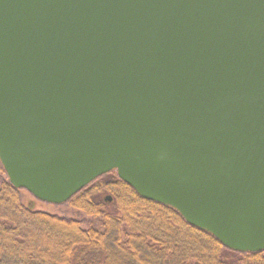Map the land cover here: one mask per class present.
<instances>
[{
    "label": "water",
    "instance_id": "water-1",
    "mask_svg": "<svg viewBox=\"0 0 264 264\" xmlns=\"http://www.w3.org/2000/svg\"><path fill=\"white\" fill-rule=\"evenodd\" d=\"M0 163L52 205L115 171L263 251L264 0H0Z\"/></svg>",
    "mask_w": 264,
    "mask_h": 264
},
{
    "label": "trees",
    "instance_id": "trees-1",
    "mask_svg": "<svg viewBox=\"0 0 264 264\" xmlns=\"http://www.w3.org/2000/svg\"><path fill=\"white\" fill-rule=\"evenodd\" d=\"M64 205L79 215L26 209L0 163V264H264V250L224 248L174 209L140 198L115 171Z\"/></svg>",
    "mask_w": 264,
    "mask_h": 264
},
{
    "label": "rangeland",
    "instance_id": "rangeland-1",
    "mask_svg": "<svg viewBox=\"0 0 264 264\" xmlns=\"http://www.w3.org/2000/svg\"><path fill=\"white\" fill-rule=\"evenodd\" d=\"M20 192V198L22 205L33 212H44L49 215H55L60 217H66V218H74L77 217L78 212L73 211L70 209V207H67L64 204L61 205H52V204H46L43 202H40L36 200L34 197H32L28 192L25 190L17 189ZM107 197H110L108 194H105L102 196V200H105V203L108 206V209H112V199L110 198L109 201L106 200ZM68 202V201H67ZM66 202V203H67Z\"/></svg>",
    "mask_w": 264,
    "mask_h": 264
}]
</instances>
